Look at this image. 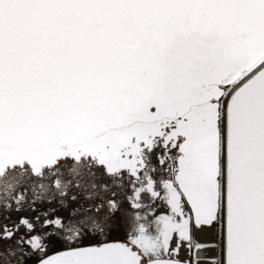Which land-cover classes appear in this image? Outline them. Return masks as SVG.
Returning <instances> with one entry per match:
<instances>
[{
  "label": "snow or ice",
  "instance_id": "obj_1",
  "mask_svg": "<svg viewBox=\"0 0 264 264\" xmlns=\"http://www.w3.org/2000/svg\"><path fill=\"white\" fill-rule=\"evenodd\" d=\"M17 170L0 264H192L216 223L219 264H264V0H0V180ZM84 180L87 206L38 207Z\"/></svg>",
  "mask_w": 264,
  "mask_h": 264
},
{
  "label": "flooded vegetation",
  "instance_id": "obj_2",
  "mask_svg": "<svg viewBox=\"0 0 264 264\" xmlns=\"http://www.w3.org/2000/svg\"><path fill=\"white\" fill-rule=\"evenodd\" d=\"M17 176H18V170L16 172L8 173L7 175H5L3 177V180H0V185H3V188L6 190L11 184L16 182ZM65 176L67 177V173H65ZM93 191H94V189L92 187L91 181L90 180H84V181H82L81 188L79 190H77L76 188H70V190H69V198L66 201V204L68 205L67 208L61 207L60 202H59L58 199L56 201L52 202V203H49L48 200L45 199V201L42 204H38V207L41 210L55 209L58 213H60L62 215H66L68 213V211H70L71 208L75 206V203L71 200V196L72 195H76L79 198V200L76 203L82 202L85 206H87L88 204L92 203V201L89 200V199H86L85 197L88 194L92 193ZM29 199L31 200V194H29ZM7 214L8 213H5V215H7ZM23 214L32 215V213H23ZM11 216H12L13 219H15L16 216H17V213L14 212V211L11 212ZM216 224H214V225H205V226H215L216 227ZM114 236H116L117 238H122L119 233H114ZM214 236H215V234H214ZM192 237H193L192 245H194L195 244V239H196L195 230L192 233ZM98 239H102V237H97L96 239L87 238V239H85L83 241V243L84 244L95 243V242H97ZM207 245H210V244H207ZM66 246L67 245H63V244L55 245L54 247H52L49 250V254L54 252V251L61 250V249H63ZM185 248L187 249L186 250V256L187 257H193L191 251L186 246H185ZM30 261H31L30 264H34L35 259H29V262Z\"/></svg>",
  "mask_w": 264,
  "mask_h": 264
},
{
  "label": "bare ground",
  "instance_id": "obj_3",
  "mask_svg": "<svg viewBox=\"0 0 264 264\" xmlns=\"http://www.w3.org/2000/svg\"><path fill=\"white\" fill-rule=\"evenodd\" d=\"M196 232V239L194 244V251H195V264H213L214 259L217 257L215 252L211 251V245L213 244L215 226H203L199 229H195ZM199 244L202 247L197 249L196 245ZM174 246V245H173ZM186 248L182 247L179 253V258L182 259L186 256ZM213 255V256H212ZM183 260V259H182Z\"/></svg>",
  "mask_w": 264,
  "mask_h": 264
},
{
  "label": "rangeland",
  "instance_id": "obj_4",
  "mask_svg": "<svg viewBox=\"0 0 264 264\" xmlns=\"http://www.w3.org/2000/svg\"><path fill=\"white\" fill-rule=\"evenodd\" d=\"M215 236L213 244L215 246V255L217 254V257L214 259L213 264H219V262L222 260V235H221V225L219 223L216 224L215 227ZM183 260H190L192 261V264H195L196 261H193V257H187L185 256L182 258ZM29 259L26 260V264H30Z\"/></svg>",
  "mask_w": 264,
  "mask_h": 264
},
{
  "label": "water",
  "instance_id": "obj_5",
  "mask_svg": "<svg viewBox=\"0 0 264 264\" xmlns=\"http://www.w3.org/2000/svg\"><path fill=\"white\" fill-rule=\"evenodd\" d=\"M212 240L214 241V238H213ZM210 245H211V247H210V248H211V251H212V252H215V246H214V244H210ZM61 250H63V249H61ZM61 250H57V251H61ZM57 251H54V252L50 253V255H51V254H54V253L57 252ZM190 251H191L192 256H193V261H195V258H196L195 256H196V255H195V251H194V245H192V248H191ZM212 256H213V255H212ZM222 257H223V242H222ZM34 264H35V262H34Z\"/></svg>",
  "mask_w": 264,
  "mask_h": 264
}]
</instances>
